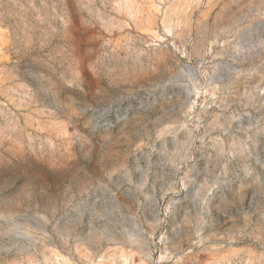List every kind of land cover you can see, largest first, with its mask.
I'll list each match as a JSON object with an SVG mask.
<instances>
[{
    "label": "rangeland",
    "instance_id": "obj_1",
    "mask_svg": "<svg viewBox=\"0 0 264 264\" xmlns=\"http://www.w3.org/2000/svg\"><path fill=\"white\" fill-rule=\"evenodd\" d=\"M0 264H264V0H0Z\"/></svg>",
    "mask_w": 264,
    "mask_h": 264
}]
</instances>
